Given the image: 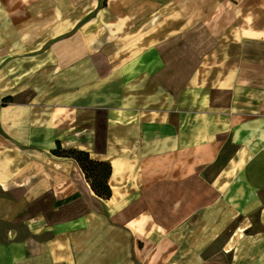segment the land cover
I'll list each match as a JSON object with an SVG mask.
<instances>
[{
	"label": "crops",
	"instance_id": "0c3cea01",
	"mask_svg": "<svg viewBox=\"0 0 264 264\" xmlns=\"http://www.w3.org/2000/svg\"><path fill=\"white\" fill-rule=\"evenodd\" d=\"M244 1L0 0V264H264V0ZM221 2L171 85L163 44ZM72 152L110 165L108 197Z\"/></svg>",
	"mask_w": 264,
	"mask_h": 264
},
{
	"label": "rangeland",
	"instance_id": "374dc122",
	"mask_svg": "<svg viewBox=\"0 0 264 264\" xmlns=\"http://www.w3.org/2000/svg\"><path fill=\"white\" fill-rule=\"evenodd\" d=\"M240 3V2H239ZM189 5V8L193 7H207L208 4L201 2L183 3ZM245 4V1L241 2V5ZM200 9V8H199ZM236 9L235 4L231 2H221L216 8L217 12L215 17L199 29H193L191 32H174L175 35L170 37L168 42L163 44V53L167 58L168 68L173 78L171 85H180L181 77L192 69L193 63L200 56L202 50L211 43L214 34L226 24L230 22V12ZM177 75L179 78L177 79ZM175 77V78H174ZM170 78V77H169ZM89 175L105 176L106 168H101L96 165H90L89 162L85 163Z\"/></svg>",
	"mask_w": 264,
	"mask_h": 264
},
{
	"label": "trees",
	"instance_id": "16d2710c",
	"mask_svg": "<svg viewBox=\"0 0 264 264\" xmlns=\"http://www.w3.org/2000/svg\"><path fill=\"white\" fill-rule=\"evenodd\" d=\"M73 156L78 160L79 164L81 165V167L83 168V170L85 171V173L87 174V176H93L97 179V184L93 185V188L95 190V192L101 196V197H108L111 193L110 188L106 185V179L108 177V174L110 172V165L108 163H104V162H94L92 160L89 159L88 155L82 152H72ZM86 162H89L90 165H96L99 166L101 168V170L103 168H106V174L105 176L101 177L100 175L98 176L97 174L95 175H89L87 167L85 165Z\"/></svg>",
	"mask_w": 264,
	"mask_h": 264
}]
</instances>
